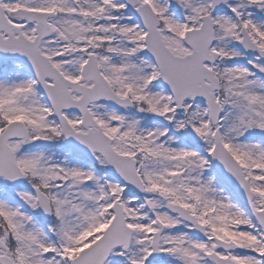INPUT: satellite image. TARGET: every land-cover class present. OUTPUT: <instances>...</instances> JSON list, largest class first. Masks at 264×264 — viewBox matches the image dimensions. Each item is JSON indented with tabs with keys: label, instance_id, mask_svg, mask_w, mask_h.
Returning a JSON list of instances; mask_svg holds the SVG:
<instances>
[{
	"label": "snow or ice",
	"instance_id": "snow-or-ice-1",
	"mask_svg": "<svg viewBox=\"0 0 264 264\" xmlns=\"http://www.w3.org/2000/svg\"><path fill=\"white\" fill-rule=\"evenodd\" d=\"M0 264H264V0H0Z\"/></svg>",
	"mask_w": 264,
	"mask_h": 264
}]
</instances>
